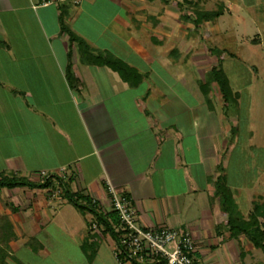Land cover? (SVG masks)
Returning a JSON list of instances; mask_svg holds the SVG:
<instances>
[{
  "label": "crops",
  "instance_id": "1",
  "mask_svg": "<svg viewBox=\"0 0 264 264\" xmlns=\"http://www.w3.org/2000/svg\"><path fill=\"white\" fill-rule=\"evenodd\" d=\"M40 2L0 0V174L30 180L41 171L71 175V189L102 206L110 185L128 197L138 226L188 230L196 264H264L252 262L258 248L231 235L230 212L216 192L223 175L246 217L253 191L245 192L227 172L237 149V111L214 81L206 86L218 61H210L194 37L208 21L195 26L183 17V0ZM61 23L93 49L133 67L140 81L129 85L108 66L82 61ZM7 189L0 213L16 235L9 246L30 249L28 239L35 237L41 248L33 252H40L48 223L73 224L55 189ZM12 199L16 205L6 208ZM70 227L80 247L85 231ZM101 237L113 253L109 236Z\"/></svg>",
  "mask_w": 264,
  "mask_h": 264
},
{
  "label": "rangeland",
  "instance_id": "2",
  "mask_svg": "<svg viewBox=\"0 0 264 264\" xmlns=\"http://www.w3.org/2000/svg\"><path fill=\"white\" fill-rule=\"evenodd\" d=\"M219 4L224 7L223 13L193 31L194 37L199 42L197 46L211 56L210 61L220 63L232 92L228 96V106L232 109L236 103L237 125H232V131L236 134L237 149L228 158L230 179L245 192L253 191L252 197L256 194L264 197V0H200V6L207 10L215 9ZM191 11L190 6H181V15L189 17ZM98 16L103 19L106 13ZM20 176L28 179L27 174ZM248 181L252 183L248 184ZM7 190L0 191L1 206L7 200ZM15 203L16 200L12 199L6 208ZM109 203V200L105 201L103 207L108 208ZM68 204L60 205L64 218L69 220L73 217L72 223L91 236L95 232L94 229L88 231L91 216H85L86 213ZM53 205L56 207V202ZM243 206L246 208L248 204ZM67 222L59 227L53 222L48 223L42 229L46 238L42 251L34 253L28 248L10 246V256H5L4 261L7 264H88L85 252L92 251L96 244L94 256L97 252L98 257L92 264H116L106 240L94 234V243L83 251L74 242V229L70 227L73 224L68 225ZM255 250L252 262L262 260L264 263V254L259 249Z\"/></svg>",
  "mask_w": 264,
  "mask_h": 264
},
{
  "label": "trees",
  "instance_id": "3",
  "mask_svg": "<svg viewBox=\"0 0 264 264\" xmlns=\"http://www.w3.org/2000/svg\"><path fill=\"white\" fill-rule=\"evenodd\" d=\"M183 3L192 8L191 15L189 17L192 18L195 26L204 21H214L223 13L224 9L222 4H219L212 10L204 9L200 6V0H183ZM182 16L187 18L184 14ZM61 29L67 33L68 43L71 44L72 42H75L79 52V58L82 61L108 66L117 72L118 75L129 85H135L140 81L141 74L124 61L116 58L108 51L93 49L82 37L64 26L62 23ZM66 75L69 81L72 80L70 63L66 65ZM212 81L217 84L223 100L228 104V96L231 95L232 92L219 62L211 67L205 80L206 86H208V84ZM234 104L237 111L236 103L234 102ZM72 179L73 176L71 175L62 176L55 173L45 174L40 176L37 180H30L15 174H0V189L2 187L12 188L27 186L29 188H48L49 191L54 189L59 190L60 197L63 198L65 202L71 204L77 211L81 213H89L91 215L92 221L88 226V231L91 232L92 229H94L95 232H93L91 236L89 232L84 235L80 244L82 250H87L94 243L92 240V236L94 234L109 236L114 248L118 249L120 246L118 243V232L115 228L118 227L119 222L116 211L111 207L110 203L108 208L103 207L97 199L90 197V195L85 193L82 189H71L70 183ZM215 183L216 192L221 203H223L226 206L227 211L230 212V223L228 228L231 235L235 237L242 235L252 244L253 247L260 249L264 254V197L256 194L251 201L250 210L248 211L246 217H244L236 209L231 196V191L225 184L224 176L219 175L216 178ZM107 196L110 202V195L108 193ZM232 213H235V216H232ZM15 238L16 235L13 231L11 221L6 214L0 213V264H7L4 261V258L5 256H10L9 241ZM27 245L32 251H37L41 248V244L35 237H30ZM95 248L96 244H94L92 251H89L88 253L85 252L87 261L92 260ZM115 257L121 264L127 259L130 260L129 264H166L164 259H160L155 262L138 263L133 258H130L125 251L115 255Z\"/></svg>",
  "mask_w": 264,
  "mask_h": 264
},
{
  "label": "built area",
  "instance_id": "4",
  "mask_svg": "<svg viewBox=\"0 0 264 264\" xmlns=\"http://www.w3.org/2000/svg\"><path fill=\"white\" fill-rule=\"evenodd\" d=\"M47 0H41L45 4ZM41 176L45 172L41 171ZM110 195L111 207L118 217L119 248L113 246V253L117 255L126 252L130 258L138 263L155 262L164 259L166 264H196L193 256L194 239L186 229L168 227H140L135 221V211L128 197L118 193L110 185L106 188ZM59 195V190H55ZM94 227V225H93ZM127 259L122 264H129ZM121 264V263H120Z\"/></svg>",
  "mask_w": 264,
  "mask_h": 264
}]
</instances>
